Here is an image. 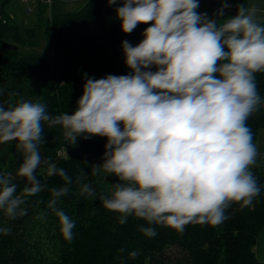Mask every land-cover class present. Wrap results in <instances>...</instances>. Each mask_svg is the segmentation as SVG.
<instances>
[{"label": "clouds", "instance_id": "9594fccd", "mask_svg": "<svg viewBox=\"0 0 264 264\" xmlns=\"http://www.w3.org/2000/svg\"><path fill=\"white\" fill-rule=\"evenodd\" d=\"M221 4L209 17L198 12L199 0H123L116 13L124 34L150 25L136 46L122 42L127 75L85 74L83 95L71 115L53 116L39 101L0 102V144L15 142L23 155L16 175L27 182L17 194L12 173L0 172V211L9 220L27 215V198L47 187L36 175L45 124L60 126L73 146L81 138H107L104 162L93 165L91 174L117 177L99 199L121 225L135 217L183 234L190 224H223L234 204L253 206L262 190L253 172L261 153L248 120L264 105L256 81V74L264 73V16L258 15L264 9L240 4L234 17L220 23L231 6L228 0ZM48 175L65 181L50 189L47 207L70 244L75 222L57 205L73 178L55 165ZM86 177L83 170L76 177L79 194L96 197L83 182ZM139 230L148 237L157 234L151 226Z\"/></svg>", "mask_w": 264, "mask_h": 264}, {"label": "trees", "instance_id": "16d2710c", "mask_svg": "<svg viewBox=\"0 0 264 264\" xmlns=\"http://www.w3.org/2000/svg\"><path fill=\"white\" fill-rule=\"evenodd\" d=\"M199 1L214 7L219 2ZM232 1L238 10L240 4L248 7L250 0ZM122 3L123 0H119L118 4L109 5L108 0H90L79 11L56 17L51 66L41 56L24 53L12 43L20 41L19 27L4 21L5 17L0 15V89H3L0 102L7 106L21 99L39 101L53 116L64 112L71 115L83 95L85 74L95 79L127 75L130 70L125 64L122 42L127 40L136 46L150 25H140L133 33L124 34L116 13ZM96 23L102 27L100 33L79 32L82 25ZM4 44L13 45L17 50H6ZM256 81L264 99V73H257ZM248 126L255 142L264 129V105L249 118ZM44 127L45 143L39 146L42 163L36 175L47 187L27 198V215L9 220L0 211V228L11 229L10 234L0 233V264H261L253 248L259 232L264 229L263 171L254 172L262 190L253 206L241 209L234 204L227 210L229 219L219 226L190 224L179 234L135 217H129L121 225L118 214L103 208L99 199L110 186V180L114 184L119 182L117 177L91 174L93 165L104 162L107 138H81L73 146L65 141L60 126L48 128L45 124ZM13 153L12 162L6 167L0 166V172L12 173L19 194L27 182L16 175L23 155L16 146ZM50 165L64 169L73 178L68 194L61 197L57 205L75 222L74 239L70 244L60 232L59 218L47 207L52 199L50 189L65 186L59 175H48ZM82 170L87 175L83 182L92 186L96 197L79 194L76 177ZM42 212L46 213L45 217L37 219ZM150 226L157 233L154 237L139 230ZM134 251L139 255L132 258L130 253Z\"/></svg>", "mask_w": 264, "mask_h": 264}, {"label": "rangeland", "instance_id": "374dc122", "mask_svg": "<svg viewBox=\"0 0 264 264\" xmlns=\"http://www.w3.org/2000/svg\"><path fill=\"white\" fill-rule=\"evenodd\" d=\"M42 3L30 0L28 3L23 0H0V15L5 17L4 21H11L19 27L20 41L12 43L24 53L41 56L47 65L53 63V37L55 34L53 22L56 17L62 14L73 13L83 8L90 0H64L52 2V0H41ZM50 1V2H49ZM198 12L207 13L212 17L219 10L217 6H208L200 2ZM32 11V12H30ZM235 14L230 15L234 17ZM41 18V19H40ZM224 19H220L222 23ZM102 30L99 24H84L80 27L79 32L95 35ZM15 142L9 144H0V166H8L14 159L13 147ZM114 184L110 180L109 185ZM258 249L257 260L264 264V229L261 230L257 237V242L253 248Z\"/></svg>", "mask_w": 264, "mask_h": 264}, {"label": "crops", "instance_id": "0c3cea01", "mask_svg": "<svg viewBox=\"0 0 264 264\" xmlns=\"http://www.w3.org/2000/svg\"><path fill=\"white\" fill-rule=\"evenodd\" d=\"M221 1V0H219ZM42 3L41 0H39V4ZM228 3L231 5L229 8L225 9L224 11V17L225 19L230 17V15L232 14H237V9L235 8L234 2L232 0H228ZM253 4H256L258 7H260L261 9H264V2H261V0H250L249 1V5L248 7H251ZM222 4L219 3V9L221 8ZM32 12V11H30ZM258 15L264 16V12L259 13ZM220 19H224V18H220ZM257 144L261 156L258 157V166L253 168V172L259 170V171H263L264 172V129L260 131L258 138L256 139V141L254 142ZM255 255L257 256L258 253V249H255Z\"/></svg>", "mask_w": 264, "mask_h": 264}, {"label": "water", "instance_id": "95a60500", "mask_svg": "<svg viewBox=\"0 0 264 264\" xmlns=\"http://www.w3.org/2000/svg\"><path fill=\"white\" fill-rule=\"evenodd\" d=\"M3 48L4 49H6V50H10V51H12V50H17V48L15 47V46H13V45H10V44H4L3 45Z\"/></svg>", "mask_w": 264, "mask_h": 264}, {"label": "built area", "instance_id": "2783aa9c", "mask_svg": "<svg viewBox=\"0 0 264 264\" xmlns=\"http://www.w3.org/2000/svg\"><path fill=\"white\" fill-rule=\"evenodd\" d=\"M30 0H23V2L28 3ZM35 3L39 2V0H33ZM50 2V1H49Z\"/></svg>", "mask_w": 264, "mask_h": 264}]
</instances>
